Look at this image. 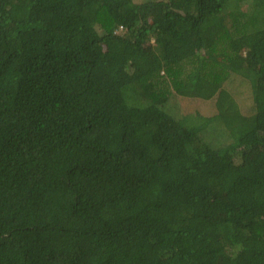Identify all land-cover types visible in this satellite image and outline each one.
<instances>
[{
    "label": "trees",
    "instance_id": "trees-1",
    "mask_svg": "<svg viewBox=\"0 0 264 264\" xmlns=\"http://www.w3.org/2000/svg\"><path fill=\"white\" fill-rule=\"evenodd\" d=\"M0 264H264V0H0Z\"/></svg>",
    "mask_w": 264,
    "mask_h": 264
},
{
    "label": "rangeland",
    "instance_id": "rangeland-1",
    "mask_svg": "<svg viewBox=\"0 0 264 264\" xmlns=\"http://www.w3.org/2000/svg\"><path fill=\"white\" fill-rule=\"evenodd\" d=\"M135 2H140L141 0H134ZM244 105H242V109L245 113H250L252 109V103L249 102L248 99L243 102ZM181 111L183 112H188L192 113L197 110H202L203 114H206L209 112V109H212V106L205 101L202 100H192V99H187V100H182L181 101ZM179 110V109H178Z\"/></svg>",
    "mask_w": 264,
    "mask_h": 264
}]
</instances>
